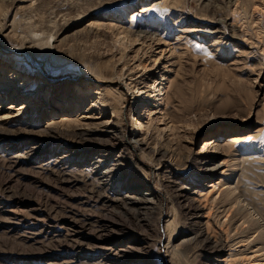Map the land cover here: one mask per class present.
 Returning <instances> with one entry per match:
<instances>
[{"label":"rangeland","instance_id":"1","mask_svg":"<svg viewBox=\"0 0 264 264\" xmlns=\"http://www.w3.org/2000/svg\"><path fill=\"white\" fill-rule=\"evenodd\" d=\"M0 26V264H264V0H0Z\"/></svg>","mask_w":264,"mask_h":264},{"label":"bare ground","instance_id":"2","mask_svg":"<svg viewBox=\"0 0 264 264\" xmlns=\"http://www.w3.org/2000/svg\"><path fill=\"white\" fill-rule=\"evenodd\" d=\"M141 11H143V9L141 10ZM0 29H1V26H0ZM124 31V32H123ZM34 33V34H33ZM122 36H121V38H119L117 41L119 42V43H122V42H120V41H122V40H126L127 42L129 41H131V38H130V36L132 35V34H134V31H132V30H130L129 28H128V30L127 29H124V28H122ZM32 34L33 35H31V36H28V38H27V40H26V42L27 43H29V46H27V48H25L24 46H20L21 48H19L18 49V51H22V53H23V56L25 55L26 56V54H27V52L29 53V47H30V45H32L33 43H36V44H39V45H42V47H46L47 46V44L49 43L48 42V40H45L46 39V37H44V33L43 32H40V33H37V32H35V31H33L32 32ZM120 34V33H119ZM135 36V35H134ZM139 36H144V35H136V37H138L139 38ZM150 35H147L146 36V34H145V38H147V37H149ZM152 37H150V39H151ZM124 42V41H123ZM120 45V44H119ZM49 47V46H48ZM54 47V46H53ZM49 50V49H48ZM26 53V54H25ZM53 54V53H52ZM156 81L157 80H155V83H156ZM88 82V81H87ZM131 81L129 82V83H126L127 85L129 84V85H131ZM141 84V87H136V89H135V91L133 92L136 96H138V97H136V98H133L132 100H134V102L132 103V106L134 107L135 105H137V104H141V102L142 101H139L138 102V100H137V98H140V97H142L143 95H144V91H143V88L144 87H147V86H151L149 83H146L145 81H142V83H140ZM161 85V87L160 88H162V81H159L158 83H157V85ZM137 84H135V86H136ZM154 86V85H153ZM88 91H87V93L85 94V95H90L89 97L91 98V106H94V105H97L98 104V102L100 101V98H98L97 99V97L95 96L96 94H97V86H92V85H90V86H88ZM132 93V94H133ZM143 99V98H142ZM78 101V100H77ZM81 102H82V100H80ZM80 101H78V102H80ZM100 104V103H99ZM107 105V104H106ZM102 110V113H100V118L101 117H103V114H105L106 113V108H101ZM102 122V121H101ZM137 135V134H136ZM134 143H137V140H134ZM209 147H211L212 149L214 148V149H217L218 148V145H216V144H212V143H210L209 144Z\"/></svg>","mask_w":264,"mask_h":264}]
</instances>
